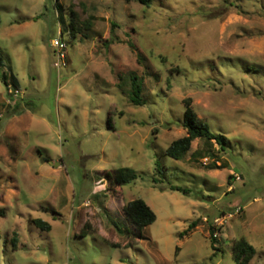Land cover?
I'll list each match as a JSON object with an SVG mask.
<instances>
[{
	"label": "rangeland",
	"instance_id": "rangeland-1",
	"mask_svg": "<svg viewBox=\"0 0 264 264\" xmlns=\"http://www.w3.org/2000/svg\"><path fill=\"white\" fill-rule=\"evenodd\" d=\"M71 10L91 29L73 36ZM0 16V264H238L241 239L264 264V0H0ZM187 98L226 150L165 153ZM122 167L137 178L112 186ZM134 199L154 223L130 220Z\"/></svg>",
	"mask_w": 264,
	"mask_h": 264
},
{
	"label": "trees",
	"instance_id": "trees-1",
	"mask_svg": "<svg viewBox=\"0 0 264 264\" xmlns=\"http://www.w3.org/2000/svg\"><path fill=\"white\" fill-rule=\"evenodd\" d=\"M142 5H149L152 0H136ZM1 16H0V26H1ZM68 28L73 36H76L78 33L83 32V30L91 29V22L85 21L80 23L77 19V15L74 10H71V18L68 24ZM11 80L15 83V76L11 74ZM132 89L130 92V99L135 105L144 104L142 92H143V80L137 75H132L131 77ZM7 83V81H6ZM183 126L186 129V134L175 140H173L165 150V153L177 160L185 159L188 152L191 150L192 144L197 139H203L208 143H216L219 146V150H226V145L228 139L226 135L222 133H216L212 130L210 124L199 118L195 108L192 105L191 98L184 100V121ZM212 156L214 154L212 153ZM138 174L135 169L131 167H122L113 171H106V178L113 185L122 186L125 183H129L137 178ZM171 190H178L185 193L189 192L188 188H184L180 185H170ZM124 211L130 220L137 225L140 229L142 227L151 225L155 222L157 216L151 207L143 199H134L128 201L124 205ZM1 215V211H0ZM32 223L38 228L49 231L51 225L41 218H35L32 220ZM196 226V223L193 222L190 224L189 228L186 230L189 231ZM127 234L130 235L131 231L126 230ZM133 235L143 238L142 233L136 234L132 232ZM17 242V238H13V243ZM114 246H120L119 244H114ZM234 258L237 260L238 264H248L249 261L256 254V249L254 246L249 244L247 240L241 239L233 246Z\"/></svg>",
	"mask_w": 264,
	"mask_h": 264
},
{
	"label": "built area",
	"instance_id": "built-area-1",
	"mask_svg": "<svg viewBox=\"0 0 264 264\" xmlns=\"http://www.w3.org/2000/svg\"><path fill=\"white\" fill-rule=\"evenodd\" d=\"M60 35L62 36V33ZM52 45L56 48V57H57V60L54 65L59 69L61 66L66 65L67 54L65 52V49L67 45L60 38H56L52 40ZM15 91L18 93V90ZM216 222H219V219H217Z\"/></svg>",
	"mask_w": 264,
	"mask_h": 264
}]
</instances>
